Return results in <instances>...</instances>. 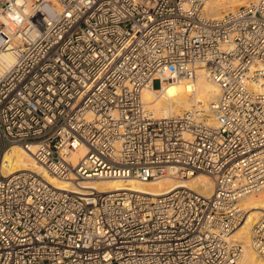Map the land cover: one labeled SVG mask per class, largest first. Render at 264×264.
<instances>
[{
    "label": "built area",
    "instance_id": "obj_1",
    "mask_svg": "<svg viewBox=\"0 0 264 264\" xmlns=\"http://www.w3.org/2000/svg\"><path fill=\"white\" fill-rule=\"evenodd\" d=\"M208 1L0 0V165L23 147L70 186L0 167V264L240 260L239 200L264 188V0L215 19ZM199 71L218 88L205 107L155 116L142 102ZM170 174L207 175L211 193L80 187ZM249 244L264 259V206Z\"/></svg>",
    "mask_w": 264,
    "mask_h": 264
},
{
    "label": "bare ground",
    "instance_id": "obj_2",
    "mask_svg": "<svg viewBox=\"0 0 264 264\" xmlns=\"http://www.w3.org/2000/svg\"><path fill=\"white\" fill-rule=\"evenodd\" d=\"M250 0H211L208 1L204 9L207 14L217 18L226 15L233 11L235 7L243 6ZM227 10V11H226ZM223 12V13H222ZM177 81H167L163 83L161 89H144L141 93L142 102L147 109L152 111L155 116L163 115H180L185 110L191 108L192 103L197 108H203L216 98L218 94L217 86L210 81L204 74H196L193 79L182 81L184 88L179 92L176 90ZM191 83V84H190ZM190 84L192 86L189 90ZM192 95L193 97H189ZM207 124H213V120L208 118ZM84 152L74 153L71 156L72 164L75 165L78 158ZM1 173L4 175L10 174L19 170H33L40 173L44 179L59 189H66L69 183L62 181L45 171L37 162L34 161L31 152L19 146H12L4 151L1 160ZM178 183L181 186L193 188L202 195H209L212 190L211 179L204 174H196L189 176L186 180L177 181L173 175H168L158 181L141 182L133 178L128 179H89L80 182L82 188H94L99 191H110L120 189H136L151 195H161L173 188L177 187ZM85 190V189H83ZM257 189L255 191L258 192ZM254 191V193H255ZM253 194V193H251ZM256 197L245 195L240 200V206L246 210V218L242 225L236 231V236L242 241L244 251L240 260L236 264H264L260 256L255 254L249 244V229L253 220L258 216L261 208L264 206V191L257 193Z\"/></svg>",
    "mask_w": 264,
    "mask_h": 264
},
{
    "label": "rangeland",
    "instance_id": "obj_3",
    "mask_svg": "<svg viewBox=\"0 0 264 264\" xmlns=\"http://www.w3.org/2000/svg\"><path fill=\"white\" fill-rule=\"evenodd\" d=\"M210 1H211V0H210ZM215 1H218V0H215ZM251 1H253V0H250V1H248V2H251ZM248 2H247V3H248ZM247 3H246V4H247ZM238 7H240V6H238ZM238 7H235V9L238 8ZM226 11H227V10H226ZM222 13H223V12H222ZM197 74H203V73H202L201 71H199V72H197ZM182 81H183V82H186V80H180L179 83L176 85V90L179 91V92L184 88V85H182ZM190 84H191V83H190ZM190 84H187V86H189V87H188L189 90H191V88H192V86H190ZM152 85H153L154 88H157V87L159 86V80H158V79H154L153 82H152ZM189 97H193V96L190 95ZM194 106H195V105L192 103L191 108L194 107ZM195 175H196V174H195ZM185 180H186V179H185ZM260 191H264V188L258 190V192H260ZM258 192L256 191L255 193L253 192V194L250 193L249 195H252L253 197H256V196L258 195V194H257ZM253 221H254V220H253ZM252 223H253V222H252ZM255 254H256V253H255ZM260 258H261L262 261L264 262V259H263L262 257H260Z\"/></svg>",
    "mask_w": 264,
    "mask_h": 264
},
{
    "label": "clouds",
    "instance_id": "obj_4",
    "mask_svg": "<svg viewBox=\"0 0 264 264\" xmlns=\"http://www.w3.org/2000/svg\"><path fill=\"white\" fill-rule=\"evenodd\" d=\"M20 0H17V3H19ZM9 18L17 23H19L23 17L21 16V14L16 11V9L13 7L9 13ZM0 20H2L4 23H8V19H5L4 17H0Z\"/></svg>",
    "mask_w": 264,
    "mask_h": 264
}]
</instances>
